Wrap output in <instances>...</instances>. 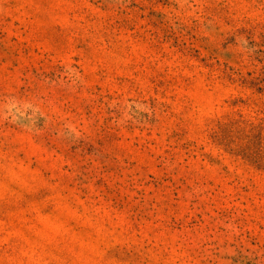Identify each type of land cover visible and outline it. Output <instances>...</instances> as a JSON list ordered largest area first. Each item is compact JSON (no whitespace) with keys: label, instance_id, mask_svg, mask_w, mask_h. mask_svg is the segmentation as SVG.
Returning <instances> with one entry per match:
<instances>
[{"label":"rangeland","instance_id":"1","mask_svg":"<svg viewBox=\"0 0 264 264\" xmlns=\"http://www.w3.org/2000/svg\"><path fill=\"white\" fill-rule=\"evenodd\" d=\"M0 264H264V0H0Z\"/></svg>","mask_w":264,"mask_h":264}]
</instances>
